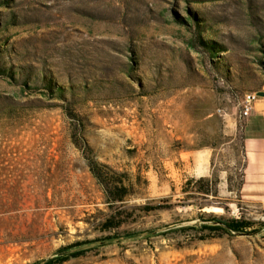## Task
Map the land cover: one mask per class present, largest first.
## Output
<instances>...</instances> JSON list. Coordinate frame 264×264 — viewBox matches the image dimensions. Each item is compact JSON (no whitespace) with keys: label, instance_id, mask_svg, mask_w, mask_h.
I'll list each match as a JSON object with an SVG mask.
<instances>
[{"label":"rangeland","instance_id":"obj_1","mask_svg":"<svg viewBox=\"0 0 264 264\" xmlns=\"http://www.w3.org/2000/svg\"><path fill=\"white\" fill-rule=\"evenodd\" d=\"M250 91L264 0H0V264H264Z\"/></svg>","mask_w":264,"mask_h":264},{"label":"crops","instance_id":"obj_2","mask_svg":"<svg viewBox=\"0 0 264 264\" xmlns=\"http://www.w3.org/2000/svg\"><path fill=\"white\" fill-rule=\"evenodd\" d=\"M251 111L243 130L245 163L239 194L244 200L264 203V107H258L256 101ZM198 157L207 156L193 154L186 159Z\"/></svg>","mask_w":264,"mask_h":264},{"label":"trees","instance_id":"obj_3","mask_svg":"<svg viewBox=\"0 0 264 264\" xmlns=\"http://www.w3.org/2000/svg\"><path fill=\"white\" fill-rule=\"evenodd\" d=\"M107 168H109V166H106ZM98 176H104V183H105V190L109 192H112L111 188H110V184H111V180L109 179L107 174H100ZM113 183V182H112ZM115 184V183H113ZM113 200L116 199H121V195H114L113 197H111ZM214 220L216 221V224L213 225H207L204 224L202 225L203 228H207V229H213V230H220V231H225V232H229V231H237V232H241V231H246L249 227H251L252 225V221L247 220V219H242V218H235V217H224V216H215ZM82 243H76V244H72L69 246L64 247L63 249H67L69 250L70 248L74 247L73 245H80ZM82 249L78 250V251H74L73 253H69V255H67L66 257H51L46 259L43 262H40L38 264H59L61 262H63L64 260H67L68 258H70L71 256H78L82 253Z\"/></svg>","mask_w":264,"mask_h":264},{"label":"bare ground","instance_id":"obj_4","mask_svg":"<svg viewBox=\"0 0 264 264\" xmlns=\"http://www.w3.org/2000/svg\"><path fill=\"white\" fill-rule=\"evenodd\" d=\"M190 162H185V167H190ZM193 170L198 176H205L210 173V166L207 158L198 157L194 160Z\"/></svg>","mask_w":264,"mask_h":264},{"label":"built area","instance_id":"obj_5","mask_svg":"<svg viewBox=\"0 0 264 264\" xmlns=\"http://www.w3.org/2000/svg\"><path fill=\"white\" fill-rule=\"evenodd\" d=\"M258 97L259 95L255 91H250V92L245 93L243 97V113L245 115H248L251 113V110L253 109Z\"/></svg>","mask_w":264,"mask_h":264},{"label":"water","instance_id":"obj_6","mask_svg":"<svg viewBox=\"0 0 264 264\" xmlns=\"http://www.w3.org/2000/svg\"><path fill=\"white\" fill-rule=\"evenodd\" d=\"M257 94L260 95H264V91H258Z\"/></svg>","mask_w":264,"mask_h":264}]
</instances>
